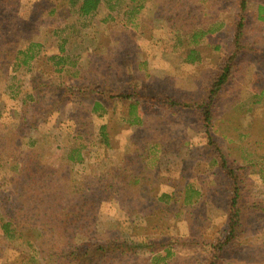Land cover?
<instances>
[{
	"label": "rangeland",
	"instance_id": "rangeland-1",
	"mask_svg": "<svg viewBox=\"0 0 264 264\" xmlns=\"http://www.w3.org/2000/svg\"><path fill=\"white\" fill-rule=\"evenodd\" d=\"M134 1L101 0L94 13L80 16L69 0H0V178L13 166L34 171L54 191L58 218L82 208L85 229H44L62 252L123 239L139 241L138 255L118 251L107 264H208L211 244L227 227L234 185L211 164L198 103L233 52L240 6L238 0ZM259 5L264 0L247 2L242 55L211 108L217 145L241 176L243 231L220 264H264ZM31 42L39 45L36 58L14 68L17 49ZM192 49L195 62L188 61ZM132 92L133 100L120 96ZM1 196L4 207L10 201ZM10 210H0V222ZM30 228L35 245L6 238L0 264H47L39 254L43 229ZM149 242L166 247L152 250Z\"/></svg>",
	"mask_w": 264,
	"mask_h": 264
},
{
	"label": "trees",
	"instance_id": "trees-1",
	"mask_svg": "<svg viewBox=\"0 0 264 264\" xmlns=\"http://www.w3.org/2000/svg\"><path fill=\"white\" fill-rule=\"evenodd\" d=\"M131 1L135 2L134 0ZM247 2L248 0H238L240 10L238 12L237 22L235 23L233 52L225 59L224 63L220 67L219 72L214 78L211 86L209 87L203 101L201 103H198V107L203 110V119L205 122V126L207 127L208 145L209 147H211V155L213 156L212 158H214L211 161V164L218 168H222L228 176L230 184L232 183V185H234V195L231 199V208L229 219L227 221V227L225 232H222L219 235L217 241H214L211 244L210 257H208L207 260L208 264H220L221 261L225 259L226 252L230 249L233 243L237 242L236 240L238 236L242 234L243 231V219L238 200V196H241V193L239 192L241 178L240 174L238 173L239 168L234 167L233 163L229 162V160L223 154L222 150L217 145V141L215 140L213 134L211 108L212 104L215 102L218 92L223 87L224 83L228 81V78L232 73V69L235 66L234 61L242 55L241 48L243 46V38L248 19ZM69 3L71 5H78L77 10L80 16H87L94 13L98 9L101 0H69ZM257 18L261 22H263L264 36V5L258 6ZM35 47L39 49L38 43L31 42L30 45H27L25 48L17 49L16 54L12 58L14 59L12 66L14 68H18L21 65H29L37 55V51H34ZM198 59L199 55L195 50L192 49L190 54L188 55V61L195 62ZM158 94L160 95V93ZM132 95L135 96V93L132 92L120 94V96L125 97L126 99L133 100L134 97H132ZM162 97L165 100L163 102L167 103L168 97ZM172 103L178 102L172 101ZM137 104H139L138 100H136L134 103L132 102L131 106L135 107L137 106ZM183 105L185 106L186 104L183 102ZM101 106L102 105H100V103H96L95 109ZM215 157H217L219 160L216 161L217 158ZM15 168L16 167L13 166L11 167L10 172H3L0 178V194L3 195L1 197L2 199H5V202L10 201L4 207H0V210L6 211L8 209V206L11 209V212H5L9 215L8 219L1 218L0 223L3 234H0V249L3 247V245L6 244V238H13L15 236L24 239L29 247H33L35 243L30 238L34 237H30V235L27 234V232L31 230V224L35 227L43 229V231H45L44 229L46 228H50L49 226H57L59 230L62 229L60 231L64 232L65 234H67V231H71V226H78L77 228L80 230L86 228V222H84L83 216L80 213L82 211V208L80 211L76 209L74 212H72V214H61L58 218L56 215V204L54 203V191L49 192L46 189L36 172L25 171V169H20L19 171L14 172ZM5 183H11V187L7 195L5 192ZM15 185L19 186L15 187ZM34 192H42L43 195H39ZM47 193L52 195V197L47 195ZM36 194L40 201L36 200L38 199L36 197ZM194 194L195 191L188 192L186 195V200L190 201ZM28 197H32V199L34 200L29 202ZM1 204L2 203H0V206ZM12 204H16L17 210L13 209ZM56 218H58V222L54 224V220H56ZM74 229L75 228L73 227L72 230ZM31 231L35 236H37L36 231ZM43 231L38 233L39 236H41L40 234H43L41 238L42 240L40 241L39 254L41 257L43 256V261L47 264L54 263L55 261H60L61 259L69 260V263L71 264H107L111 256L118 251L130 254L136 253L138 255V247L141 246L139 244V241H137L136 243V241L133 242L132 240H130L131 244H127L122 239V241H119L115 244L111 243L107 245V247H105L104 243L98 244V241L91 240L89 243H81L70 247V249H65L62 252L60 247L56 246L54 243H50L52 240H54V238L48 239V233H51L49 231H45L44 235ZM149 246H151L153 250L154 248H165L166 244H164V242H149ZM146 247H148V244ZM142 252L145 253V251Z\"/></svg>",
	"mask_w": 264,
	"mask_h": 264
}]
</instances>
